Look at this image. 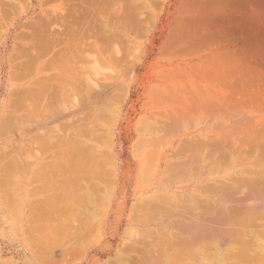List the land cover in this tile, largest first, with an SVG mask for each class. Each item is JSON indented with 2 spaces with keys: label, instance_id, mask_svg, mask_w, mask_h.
Segmentation results:
<instances>
[{
  "label": "rangeland",
  "instance_id": "1",
  "mask_svg": "<svg viewBox=\"0 0 264 264\" xmlns=\"http://www.w3.org/2000/svg\"><path fill=\"white\" fill-rule=\"evenodd\" d=\"M24 1L25 2H23L22 0H0V120H1L0 131L3 128L2 129L3 131L0 132V179H1L0 181L2 182L4 181L3 183L2 182L0 183V261L2 260L0 264H110V263L129 264L131 262L137 264L138 257H134V258L132 257L130 262L127 261L130 259L131 256H137V255L139 256V254L137 253H140V255L143 257V254L146 253L148 249L144 251L143 248L140 247H143V245L146 244L144 245V249L146 248L145 246H147L148 248L150 246V243L148 245L147 241L152 242L154 239H156V237L161 236V233L159 231H158V236L156 237L154 236L157 232V229L161 230L160 228L164 226V228L162 229H165L166 232L170 231L168 232L169 234L165 233V237L167 235V237L169 238L168 235L171 236L175 234V232L176 233L180 232L176 230L175 226H173L174 228L170 227V225H172L173 223L171 221H174V219L175 221L173 224L175 223L180 224L181 222H178L177 219H179L181 216V221H182V216L183 218L185 217L184 218L185 220L183 219V225L181 224L182 225L181 227H183L182 229L184 232V229L186 228H187L186 230L190 229V227L185 224L187 223L186 221H188V219L192 218L191 215H193L194 213H196L193 215L194 218L196 215L195 218L196 221L201 222L200 220L203 219V217L205 218L206 217L205 215L209 214L211 216H214L213 215L214 212L212 211H215L214 210L216 209L215 207L222 205L221 206L223 208L222 210L219 207L217 209H220L221 211L226 210L225 212H227V210H229L231 207H234L236 203L241 204L240 206L235 205V208L236 206L238 207L237 210L234 212L233 210L230 209L232 212L231 211L227 212V214L229 213L231 215L232 213L231 216H234V220L236 221V228H234L235 225H232L231 227V224L234 223L232 222V220L225 219L226 223H229V221L232 223H229V226L228 224L225 225L226 224L225 222L222 224V227L220 228V231L222 230V233L221 232L220 233L222 235L224 234L223 236L221 235L220 237L214 235L212 237H209L207 228L206 231L203 230L201 232L202 234H200L204 236V237L201 236L202 240L197 239V238H201L200 236H197V238L193 236L192 238L196 239L195 243L197 240L198 241L195 245H193L194 243L193 244L187 243V246L192 245L190 249L192 250L193 248L194 250V255L189 257L193 258L192 259L193 261L195 257L196 263H194L195 262L194 261L193 264H235L234 261H236L238 258L240 259L241 258L240 256L243 255V253L239 255L240 252V249L238 250L239 245H240L239 248L242 247L243 249L247 248V253H251V254L254 253L256 255L258 251V254H260V256H264V176L262 175L264 174V172H261V170L264 171L263 170L264 169V98H263L264 89H262L264 88V84H263L264 75L263 77L261 75H258L259 77L256 76V74H261V73L264 74V69H263L264 61H262L264 56L261 54L262 62H259L258 57L260 59L259 51L261 48L257 49V45H256L259 43L258 41L261 40V38H259L260 36L257 35L259 31L257 32L253 28L250 29L248 26H245L248 27L245 28L244 24L243 25L240 24L241 27L243 26L242 29H240V26L234 27V29L236 28L237 29L236 31L234 30L235 32H233V28H232L233 26L231 27L230 25V28H232L230 30H232L233 33H236L237 31L240 32L237 33L240 34L242 37L241 36L238 37V34L235 35L232 32L230 33L229 31H227L229 32V34L232 35L229 36L227 35L226 30L224 29L225 27L219 25L220 23L216 21L214 22V20L213 22L211 21L212 22L211 24L212 28L210 27L211 30H208L209 27H206L205 29L204 26L206 25V23L203 18L204 14L200 15V13L202 14L207 12V14L210 15L211 17V12L209 11L210 8L208 9V7H211L213 4H215L216 7L218 6L220 7V5L222 6V4L225 5L224 0L223 1L201 0L203 4L200 2V0H130L131 1L130 3L128 0H127L128 2L125 0L130 6L133 2V6L135 8L133 7L134 9L132 8L133 10L132 9L131 10L134 11L135 14L134 16L137 15L139 18H137V16L134 17L133 15H131L132 16L130 18L131 23L127 22V24H124L123 25L124 28L121 25H119L118 27V24L116 25L117 29L116 27H114L115 29L112 28L113 33L112 34L110 33L109 35V37L114 35L112 37L113 39H110L113 40L112 42L104 41L103 43L100 40L99 42L97 41L98 45H102V47L100 46L101 48H105L106 45L104 47L103 45L106 42L110 44L109 45L107 43L108 48L109 46H111L112 43H114L112 44L114 47L112 46L109 49L111 50L115 48L114 51L116 50L120 51V49H122L120 52L117 51L118 56H117V52H115L116 54L115 55L113 50H112L113 52L109 50V52H111L109 53L107 50L108 48L104 49L105 51L107 50V52L104 53L103 52L104 50L101 49L99 46L98 48L101 51L103 50L102 51L103 53L97 54L96 50L92 49L93 48L92 45L95 42L94 39L95 37L93 38V36L92 37L88 36V38L90 37L89 38L90 40L88 41V38L86 36L87 39L86 41L84 39V41L90 42V44L87 42V44H89L90 46H88L84 41L83 42L85 43V46L87 45L86 47L89 49V51L90 50L91 51L89 53L88 49L85 47L83 49L86 50L85 51L82 50L81 52L82 53L83 51L86 52L83 53V55L85 56H88V53L92 55V57L94 55H97V57L98 56L100 57L101 61L98 60L99 58L97 59L98 60L97 62V60H93V59L91 60V56L90 57L88 56L90 58L88 59L86 57H83L82 55L81 58L84 59H81V61L84 66L82 65L80 60L78 62L80 63V65L79 64L78 65L79 66L82 65L81 67V70L83 71L82 74L86 72L85 73L86 76L89 77L85 76V78L83 77L85 81L83 79L81 80L80 78L76 77V72L72 71L73 73H69V74H71L72 76L74 75L75 79L70 75L72 79L70 81H68L69 79L66 81L68 82V84L66 83L65 84L68 87H66L67 91L62 95L64 99L63 98L56 99L57 101L55 100L51 102V104H49L48 106L46 105L44 106V108L41 107L40 109H38L41 104L39 105L38 97L36 101L35 95L32 92L31 93L33 95L30 94L31 95L30 96L28 94L29 95L28 98L26 95L27 99L24 98L25 101L23 100L21 104L17 103V106H15V103L17 102V101L15 102V100L18 99L16 97L18 94L14 91L18 92L23 89L26 90L28 88L29 89L36 88L38 82L41 81L42 78L45 79V81H48L46 83H49V79H50V83L55 84L56 79L53 80L52 77L55 78V76L59 72L55 68V66H57L58 64H54L55 66L49 64L51 65V68H49L48 70L45 69L48 67H45L44 69L41 68L40 61H42L43 63V60L46 61L47 59L50 58L51 53H47V55H44V57L42 56L41 59H38V61L33 62L32 63L33 66L32 64H27V63L25 64L28 65L29 67L24 65L23 64L24 60L27 59L26 55L31 53L29 49L32 50V48H28L29 45L27 44V42L30 44L33 38L38 36V34H39V38H41L40 34L43 35V33H41L43 31L45 32L44 35L46 37H48L46 34L49 31L50 32L48 34L51 33V36L54 35L60 36L62 32V30L60 29H63V26L61 24H63L67 19L62 17L61 15L64 14L65 11L64 7H67V4L69 5L70 2L72 3V1L75 2L76 0H24ZM115 1L117 3L119 1L122 2L121 0L119 1L115 0ZM214 1H216V3H220V5L213 3ZM76 2H80V0ZM188 2L190 4L189 7L190 9L192 6L193 7L195 6V3L196 4L198 3L203 6L202 9L205 8V10L208 9V11L201 9V12L196 11L198 13L200 12L198 14L195 12V7L197 6L196 5L193 8L194 11L191 9L186 12V8L189 5L187 4ZM61 4L64 7L62 6L63 9L59 13L56 7L58 8L59 5ZM116 5L118 4H115V6ZM144 5L145 6L147 5V7L145 8ZM215 5H213V10L215 9ZM142 6H144L143 9ZM198 7L201 8V6L199 5ZM54 9L55 11L56 10L58 11L57 13H59L58 15L55 13L56 17L58 16L57 18L59 20L54 16V12H52L54 11ZM213 10H211L212 13L218 15L217 14L218 9L217 11L214 10L215 13L213 12ZM191 11L194 13H192ZM220 11L221 10L219 8V12ZM46 13L47 14L50 13V14L47 15ZM131 13L133 14V12ZM50 15H52L53 17ZM59 15H61L60 17L64 22L60 20L61 18H59ZM48 16L52 17L53 19L51 18V20L49 21L46 20L47 22L46 25V22H43L44 21L43 19H45L43 17L48 18ZM180 16L190 17L191 19L193 17V19L192 21L190 19L184 20V18H180ZM199 16L203 18L204 23H201L203 22L202 19H199L201 22L198 20L196 21L198 22L197 24L199 27L202 26L200 25V23L204 24V26L200 27L199 29L201 36H203L204 38L203 37L201 38V36L198 35L200 34L198 33L199 32L198 30H197L198 32L195 30L197 28H196V23L194 24L195 21L194 19H196V17L199 18ZM41 19L43 21H41ZM55 19H57L60 22L58 21L55 22L54 21ZM127 19L128 20L126 19L123 20L126 21L130 20L129 18ZM133 19L134 21H136V24H141V26L133 23L134 22ZM136 19L137 20L140 19V20L137 21ZM145 19H147L148 21H146ZM176 19H178L177 21H180V23L179 22L175 23ZM182 19L183 22L181 21ZM39 20L40 23H38ZM143 21H146L145 24L143 23ZM188 21H191L193 26V28H191V25H189L190 30L192 31L194 29L195 30L194 33L197 32L198 33V34L196 33L197 35L193 33L194 35L192 36L191 31L189 30L188 27V23L190 24V22ZM42 22L45 23L44 25H46V27L45 26L43 28L41 27L43 25ZM121 23L123 24L125 23V21L123 22L121 21ZM214 23L215 24L217 23L218 25L217 24L215 25ZM37 24H42V25L41 26L39 25L40 27H38ZM128 24L129 25L135 24L133 28L136 26L138 28L136 27L134 28L135 30H133L131 25L128 26ZM35 25H37L38 29H35L36 28ZM126 25L130 27L131 30L130 28H128L129 30L127 31ZM213 25L216 28L217 26L218 27L222 26L223 28L221 27V29H224L223 31H225L224 32L225 34L223 32L221 33L222 30H218V32L216 31L217 34H219V37L216 34V32H213L214 34L213 33L209 34V32L216 29L214 28ZM226 27L229 28V25H227ZM121 28H123L124 30ZM41 29L44 30L42 31ZM47 29L48 32H46ZM173 29H176L177 32L174 33L175 31ZM246 29H248V32L243 33L244 31H247ZM37 30H40L41 32ZM185 30L188 31L189 32L188 34L189 35L191 34L192 37L191 36L189 37L186 34L187 32ZM35 31L38 33H35ZM178 32L180 33L179 36L183 34V37H181L182 35L180 36L181 39L177 35ZM241 32L243 34H241ZM250 32L254 34H251ZM255 32L259 39L257 38V36H255L256 39L253 38L252 35H255ZM24 34L27 35L25 36ZM220 34H222L223 37L222 35L220 37ZM63 35L65 37L67 36L65 32L64 33L62 32L61 36L64 37ZM172 36L175 38L177 36V38L176 39L173 38L172 40ZM212 36H215L216 38ZM225 36L228 37V38L226 37L227 39L225 38L226 41L224 39ZM233 36L234 37L236 36L237 38H235V40L233 39L234 42L232 43L230 39H232ZM127 38L129 39V41L127 40ZM36 39H38V37ZM125 39L127 40V43L129 45L128 49L126 47L127 45H125L126 43ZM212 39L216 40V42L214 41L213 43ZM117 40H119L120 42L119 43L120 47H118L119 46L118 43H115L117 42ZM223 40L225 41L224 42L225 45L221 43L223 42ZM236 40H238V42ZM171 41H176L177 44L175 42L172 43ZM249 42L251 44H254V46L253 45L251 46ZM169 43H172L173 45L171 44L169 45ZM243 43H245L247 47L245 46V44L243 47ZM116 44H118V46H115ZM23 46L26 48H23ZM59 47L60 46H57L55 49H59ZM251 47L256 49L253 50ZM27 48L29 51H27ZM25 49H26L25 52L26 54L24 56L22 53L24 52ZM99 49L97 50L99 51ZM21 50H23V52H21ZM246 50H247L246 55L251 57L253 56L252 58L254 60L251 57L245 56V53L243 55L242 52L243 51L246 52ZM101 51H99V53ZM257 51L259 55L258 53H255ZM260 52L262 53V50ZM230 53L233 56H231ZM106 54L107 55L111 54L110 56H108L110 57L108 61L106 60L107 58L105 57L107 56ZM127 54L129 56H127ZM222 54L224 56L230 55L229 56L231 57L230 60L227 61L228 57H224ZM113 56H117V61L120 60L121 62L119 61L120 63L117 64V62L114 61V63H116L115 65L113 62H111L115 58V57L113 58ZM233 57L235 59H232ZM238 58L239 61H237ZM126 59H128L129 61H127ZM219 59L222 60L220 61ZM243 59L248 61L246 62ZM240 61L242 62L240 63L241 65L238 63ZM255 61H257V63ZM86 64L92 65L93 72H89L91 70V67L88 66L90 67V70H88L89 68L88 69L86 68L85 66ZM23 65L27 67L25 68V70H22L24 68ZM78 65L75 64L76 67H78ZM22 66L23 68H21ZM19 69L22 70L21 73L19 72L20 71ZM95 69L97 70L98 73L95 72L96 71ZM242 71L244 72V74H240L243 73ZM18 74L20 76H17ZM44 76L46 77L44 78ZM47 76L49 77V79ZM254 76L257 79L256 82H254L256 80L255 78H253ZM259 78L262 79L258 80ZM72 80L74 81V84H71L72 86L70 87V83ZM34 81H36V83ZM249 81L251 83L253 82L252 84L255 85V86L253 85V87L257 89H254L250 85L251 83ZM244 82L247 84V87H245L246 89H244V85L246 86ZM232 86H236V89L238 90H236L233 87L234 90H236L234 92V90H232L233 89ZM259 87L262 90L259 89ZM248 88L251 91L247 90ZM111 90L113 91L116 90L115 92L113 91L112 92L117 93L118 96L114 97L115 94L113 95ZM255 90H257V92ZM261 91H263V93ZM119 92L121 93L119 94ZM108 94H110L111 96ZM32 97H34L35 100ZM13 99L15 100L13 101ZM100 101L101 102L106 101L108 102V104L104 102V105H102L98 103ZM33 103H35V105ZM217 104H219L220 106ZM231 106H235L234 109H232L233 107ZM100 107L103 110L101 109L99 110ZM218 107H220L221 109L224 107V109L221 110ZM104 108H106V111ZM29 109L32 111L30 112ZM93 111H96L97 113ZM101 111L104 112L103 114H106L104 117H106V120H108L104 125L100 120L101 115H103V114L99 115ZM94 114L95 116H93ZM177 117H179V121H177L178 120ZM3 119L7 120L6 121L7 123ZM94 120L96 121L94 123H96L97 125L96 124L93 125ZM59 123L60 124L64 123L63 124L64 128L61 126L62 124L60 125ZM58 125H60L59 126L60 128L58 127ZM68 125L70 127H68ZM89 126L90 127L92 126L91 127L93 129L92 131L91 128H88ZM93 126H95L96 129L98 127L97 129L98 131L101 128L100 133L103 131L104 135L106 136L104 137L107 139L106 140L101 139L103 133L102 134L99 133L98 134L100 135L99 139L101 140L100 141H98V139L93 140L95 139L94 134L96 130ZM58 129L60 130L58 131ZM86 129L87 132L85 131ZM88 129H90V131ZM98 131L96 132L95 135H97ZM57 133L59 135V138L64 135L67 136L65 138L63 137L64 142L63 140H61L62 137L60 139L61 141L55 142L57 140L56 138ZM47 135H49L50 137ZM71 136L72 138H70ZM108 136H110L109 137L110 139L108 138ZM45 137L48 138L50 141L45 140L46 139ZM75 138L79 141L77 142ZM96 138H98V136ZM70 139L72 140L74 139L73 142L75 141L77 145L75 143H72ZM69 142H71L72 145L75 144L73 145V148L76 149L75 151L80 150L79 151L80 153L78 152V154L75 155L73 154L74 157L77 156L78 158L80 156V160L84 158L83 159L84 161H86V159L87 161H89V159L93 161L92 158H94L95 156L94 162L95 161L96 163L98 162V165L106 162L104 165H101V169L98 168L100 167V165L97 166L94 164L93 166L94 169L95 166H97V169L101 170V175L103 176L99 175L100 177H94L92 175V177H90L91 179H87L88 178L87 176L89 175H85V174H88V172L85 174L83 173L81 175L83 176L81 179L84 180V181L80 180L82 184L89 183L88 180L92 181L93 179H95V181L93 180V182L90 181L91 183L89 185L92 184V186L90 187L87 186L89 187V190L88 188L85 187V184H83L82 186L81 183H79L78 179L80 177L78 179L76 178L78 180L75 181L76 183H73L74 181L73 178H75L76 175L78 177V174L71 173L72 175H68L69 177L67 176V174H70L71 172L69 168H66L67 165H69L70 167V165H72L73 162H76V160L71 155L72 153L70 152V151L74 152V149L73 148H70L71 150L67 149L68 151L65 149L66 147L69 148L66 145ZM82 142L83 143L85 142L84 144L86 146L83 145ZM183 143H185L186 145ZM79 144L82 146V148L84 146V148L82 149L79 146ZM105 144H107V146ZM68 145L70 147L72 146L70 144ZM89 145H94L92 146V148L88 147V151L92 150V152L88 153V151H85V154L88 153L85 155L83 151ZM78 146L80 149L78 148ZM94 150L100 153V155H103V156H99L98 159L100 160L107 159V160L105 161L103 160L104 162L101 161L103 163H100L99 160L97 159L98 156H96L98 155V153L96 154L95 153L96 151L94 152ZM66 151L68 153L70 152L69 154L71 155V157H69V154ZM36 152L38 155L35 154ZM86 156L88 157L86 158ZM259 156H262V158L261 157L259 158ZM72 158H73V162H72ZM255 158L260 160H256ZM70 160L72 163H70ZM83 160H82L83 163L82 162L79 163L84 164ZM108 160H111L112 164L110 166H105L109 164ZM53 161H55L56 163H60V165H63V167L56 163L55 164L57 166L53 165L54 164ZM67 161L68 163H66L65 165V163L63 162H67ZM91 162L89 161L90 164L88 166L92 165ZM79 163L77 162V164L74 165L75 168L76 166H78ZM168 165L171 166L172 171L168 167ZM166 166L169 168L170 171L168 170V168H166ZM180 166L183 169L180 168ZM56 167L62 170L61 172L63 175L61 174V172L60 173L58 172L60 170H57ZM107 167H112V170L111 168L109 170V168ZM165 168L166 170H168L167 173L169 172V174L167 175L168 177L170 176L169 178L165 175L167 174ZM104 169L106 170L108 169L109 171L107 170L108 171L107 172ZM249 170H251L250 172H253L252 175L250 174ZM255 170L257 173L255 172ZM65 172L67 174H65ZM103 172H105V174ZM49 173H52L53 175ZM110 173H112V176L109 175L111 176V180L108 179L110 177L108 178L106 177ZM160 173H162V176ZM48 174L49 176H47ZM259 174L263 176L262 177L263 181L259 182V180L256 179V176L257 178L261 179L260 178L261 176H259ZM65 176H67L68 178ZM72 176L73 178H71ZM61 177H63L61 180H65L62 181L65 185L69 184L68 182L70 181V184L76 188H72L68 185H67L68 188L63 186L61 188L62 190H60L61 194L62 193L64 194L63 191L66 192L64 196L62 194L63 198L58 196L59 201L54 198L57 197L56 196L57 194L55 196L53 195L52 197H50L51 200L53 198V200L55 199L54 201L56 202V203L54 202L56 206L55 207L53 206L54 207L53 209L52 207L48 206V204L52 205L49 199L50 195L48 197L46 196L48 188H46V186H45L46 190L43 188L44 185L48 183L47 185H49L50 187L52 186V191L56 190L53 187L54 185L56 186L59 185L58 182H61V180H59ZM165 177L167 178V180L165 179L166 182L164 181L165 182L164 183L163 179ZM66 178L68 179V181ZM250 178L252 179L251 181ZM51 179H55V181ZM109 180L110 181L113 180V184L112 183L110 184ZM48 181L49 182L51 181L50 184ZM56 181L57 184H54L53 182L56 183ZM96 181L97 183L99 182L98 183L99 185L95 183ZM62 182L59 185V189ZM105 184L113 185V186L108 187ZM41 185L43 186V188L41 187ZM96 185H98L99 188L98 186H97L98 189L95 187L96 188L95 191L94 186ZM79 186H81V190L79 189L80 188ZM163 186L165 187L163 188ZM90 188L93 190H91ZM73 189L74 191H71ZM76 189L80 190L81 192L76 191ZM161 190H164V192H162ZM41 191L43 193H41ZM49 191L48 194L49 193L51 194L52 192L51 189H49ZM57 191L56 193H58ZM160 191L164 197L163 200L161 199L162 196L159 193ZM254 191H256V194ZM158 193L160 197L157 195ZM165 193H167L166 196L169 194L170 196H167L168 197L167 198L165 196ZM87 194H89V196ZM153 194L156 195V196L154 195L155 197L158 196L157 198L152 196L153 198L156 199V201L155 200L153 201L155 202L158 201V203H156L158 207L155 206L156 205L155 202H151L152 198L149 197L150 195ZM176 194L179 195V200H180V201L178 200L179 203H177L176 202L177 200H175L176 198H178L177 196L176 198L174 197ZM260 194L261 196H259ZM253 195L254 196L257 195V196H255L254 198ZM46 197L49 199L50 202L46 204V207L45 206L43 207V204L41 205L39 200H42L41 202H43V200L46 199ZM169 198L175 200V202L179 204L180 207L176 203L172 204L174 201L172 202L171 200L168 202V203L172 202L169 205L165 201L168 200ZM142 199L143 200L146 199L145 202H148L149 199L151 203H149L148 205L154 204L150 206L151 208L152 207L154 208L152 210L151 209L147 210L144 206L142 207V209H140L139 206L140 204H142L141 202ZM236 199L237 200L239 199L238 200L239 202ZM45 202L46 201L44 200V205ZM134 203H136L137 206H135L136 204ZM143 204L146 205L144 201ZM130 207H134V209ZM138 207L139 210H142V212H138V213L135 212L138 210ZM166 207L167 208L173 207L174 209L179 208L180 210L178 209V211L180 212L179 213L180 215H178V213L176 214V210H174L173 208L172 210L168 208L166 211ZM47 208L50 212L46 210ZM145 210H147V212ZM173 210L175 211L173 213H175L176 215L172 213ZM149 211L152 212L153 214L152 217L155 216L158 217L159 219L157 218L156 220L160 221L162 224L160 222L158 224L156 220H155L156 222L154 221L151 223L150 220H152L153 218L151 217L150 219V215L152 214ZM185 211H190L188 212L190 214V218L188 219L186 218V215L188 213L186 212L187 214H185ZM225 212H223L224 215ZM181 213L183 214L181 215ZM135 214L138 217H140L141 220L137 219L138 217L135 219V221L133 220L134 218H132L131 220L130 217L135 216ZM141 214H143V216H140ZM215 214L217 213L215 212ZM167 215L169 216V219L167 217L168 220L165 221ZM171 215L172 216L174 215L173 216L174 219L172 218ZM199 215H202V217L199 218ZM209 215L207 217H211ZM147 216L148 218L142 220L143 218L141 217H147ZM164 217L165 220L163 221L167 225L168 223L170 225L167 226L163 221H161ZM230 217L229 219L232 218ZM146 219L147 220L149 219L148 221L150 223H147V221H145ZM252 220L253 222L251 223L256 222L255 224H258L256 225L259 226L257 230H255L254 228L255 224L253 225L250 224V221ZM140 221H142L143 223H141ZM206 223L207 222L205 220L204 222L202 220V224L205 225ZM160 224L162 226H160ZM129 226L133 227V229L131 228L133 231L130 229L131 231L128 233L127 231L129 230L128 229ZM201 226L203 225H200V227ZM125 227H127L126 230ZM237 227H241L242 229L240 230L242 231L241 233L240 231H236ZM145 228L148 229L150 228V230H152L151 228H153L154 231L156 230L155 233H152L154 234L153 235L154 239L152 238L151 234L148 235V233H145L146 231L145 232L141 231ZM203 228L204 227H202V229ZM150 230L148 232H151ZM153 230L152 232H154ZM186 230L184 234L187 233L188 234L187 236H189L190 235L189 231L192 230L189 231ZM223 230H225L226 233H223L225 232ZM125 231L127 232V234H125ZM135 231L136 233L138 232V235L134 234ZM165 231L162 230V233H164ZM204 231L207 232V235L205 234L206 236L203 235ZM171 232L174 233L172 234ZM181 232H180L181 236L179 235V233H177L179 237L184 236L182 235L183 232L182 234ZM130 233H133L134 235ZM143 233L145 235L147 234L146 239L141 238ZM128 234H130V237ZM225 234H227V236H225ZM145 235H143L144 238L146 237ZM185 236L184 238H182L183 240L180 238L181 241L183 242V243L181 242L182 245L183 244L186 245V243H184ZM163 237L164 234L162 238L160 237V239L158 238L156 240L161 241L162 239V241H164ZM135 238H137L138 240ZM189 238L190 239H188V241L191 240V236ZM141 239L142 241H140ZM171 239L169 241L170 246H172L171 244H174L173 242H171ZM175 239L174 242H176ZM166 240L168 241L167 238ZM124 242L125 245L131 243L132 246L135 247L129 250L128 247L130 245L126 247L123 244ZM140 242H143L144 244L141 243L142 244L141 245ZM164 242L163 244L164 246H166L168 243L166 244ZM156 243H155L156 247H158L159 244H160L159 247L162 246L161 251L158 252V254L163 252L159 254L160 257L163 256L162 254H164V252L166 251L169 252L170 250L173 251L171 249L173 246H175L176 248L177 247L179 248V246L182 247L181 245L178 246L179 243L178 242L176 243L177 245H173L172 247H170L169 248L170 250H167L169 246L166 247L167 248L166 250H163V248L165 249V247H163V244L159 242V244L157 243L156 245ZM138 245L140 247H138ZM152 245L154 244L151 243V247L153 248ZM132 246H130V248H132ZM155 246L153 250L156 248ZM250 246L252 247L251 249H254L257 246L255 248L256 253L255 250H251L249 252L250 249L248 248ZM136 247L140 248L139 252L137 251ZM151 247L149 248L151 249ZM186 247L184 246L185 249ZM123 249L125 251L128 249L130 252L128 250L124 252ZM150 249L148 251H150ZM185 249L182 250L186 251ZM119 250L123 252L121 253ZM140 250L144 252L142 253L140 252ZM153 250L151 249L152 253ZM191 250H189V252H192ZM148 251L146 255L147 258L148 257L150 258L152 253L151 251L150 252ZM154 251H156V249ZM233 251H235L236 254H233ZM148 253L150 255H148ZM156 253L157 251L154 252L153 255L156 256V260H157L158 255H156ZM174 253H172L173 255L170 254V256L169 255L167 256L169 257H171V255L174 256ZM129 255L131 256L129 257ZM188 255H190V253H188ZM164 256L166 258V262H164L165 261L164 257H163L164 259L159 258L158 260L160 261L157 260L158 263H156L157 261H155L154 258L152 257L151 260L155 261L156 264H160L161 261H163L164 264H170L167 263L170 261V260L167 261L169 257L167 258L166 254ZM121 257H123V260H125L124 258H127L128 260L123 261ZM147 258L146 260L142 258L141 260H144L142 261L143 263L142 262L140 263L138 261V264H146L145 261L148 264ZM183 258L181 257V259ZM190 258H189V262L192 263V261H190L191 260ZM243 258L244 256L241 258V260ZM177 259L178 258H176V260ZM181 259L179 258L180 261ZM182 261H185L187 263V258L183 259ZM245 261L242 260L241 263L242 262L243 263L245 262L244 264L251 263L248 262L247 260ZM255 261L256 260H254L253 263H255ZM171 262H175V260L172 259ZM176 262L174 264H176ZM239 262L240 261H238V263Z\"/></svg>",
  "mask_w": 264,
  "mask_h": 264
},
{
  "label": "bare ground",
  "instance_id": "2",
  "mask_svg": "<svg viewBox=\"0 0 264 264\" xmlns=\"http://www.w3.org/2000/svg\"><path fill=\"white\" fill-rule=\"evenodd\" d=\"M22 1L25 2L24 0H22ZM76 1H79V0H76ZM76 1H75V2L72 1V3L70 2L69 5L67 4V7H64L62 4L59 5L58 8L56 7V9H58L59 13L62 11L63 7H64V9H65L64 14H61V15H62V17L67 18L66 21L64 22V21L62 20V18L60 17L61 15H59V18H61L60 20H62V22H64L63 24H61V25L63 26V29H60V30H62L63 33L65 32V34L67 35L66 37H65L64 35H63L64 37L61 36L62 32H61V34H60L61 37H60V36H55V35H54V36H51V33L48 34V33L50 32V31L48 32V29H47V31H46V32H48V33L46 34L48 37H46V36L44 35V34H45V32L43 31L44 29H41L43 32H41L40 30H37V31L43 33L44 36L40 34L41 38H39V34H38V36H36L35 38H33V40L31 39L32 42H31L30 44L27 42V44H28L29 46L26 44V45L28 46V48H32V50L29 49V50L31 51V53H29V54L26 55L27 59L24 58V59L27 60V61L24 60V63L22 62L24 65H26L25 63H27V64H32L33 62L38 61V59H41L42 56L44 57V55H47V53H51L49 59H47L46 61L43 60V63H42V61H40V63H41V68L44 69L45 67H48V68H45L46 70H48L49 68H51V65L58 64L57 66H55V65H54V66H55V68H56L59 72L57 73V75L54 73V74L56 75L55 78L52 77L53 80L56 79L55 84L50 83V79H49V77L47 76L48 79H49V83H46V82H48V81H45V79L42 78L41 81H39V79H38L39 82H38L36 88L29 89V88L27 87L28 89H26V90L23 89V90H21V91H18V92H20V93H18L17 91H14V92H16V93L18 94V95L15 94V95H17L16 97H17L18 99H17V100L13 99V101H14V100H15V102L17 101V102L15 103V106H17V103H18V104H21V103L23 102L24 98H26V95H27V98H28V96H29L30 94H32V93L35 95L36 101H37V97H38L39 105L41 104V105L39 106L38 109H40L41 107L44 108V106H46V105L48 106L49 104H51V102L55 101L56 99L63 98L62 95L67 91L66 87H68V86L66 85V84H68V82H66V81H67L68 79H69L68 81H70V80L72 79V78L70 77L71 74H69V73H73L72 71L76 72V77H77V78H80L81 80L83 79V77L85 78V76H86V74H85L86 72H85L84 74H82L83 71L81 70V67H82L83 63H82L81 59H84V58H81V57H82L83 53H86V52H84L86 49H83V48H85L87 45L90 46V45H89L90 42H88V41L90 40L89 38L92 37V36H93V38L95 37V38H94V39H95V42L93 43V45H92V42H91V45H92V47H93L92 49H93V50H96V53H97V54H102L103 52L106 53L107 50H108V52H109V50H110L109 48L113 46L112 44H114V43H112L111 46H109L110 44L108 43V42H112V41H113V40H110V39H113L112 37H113L114 35H113V36H110L111 38L109 37L110 33H111V34L113 33V29H112V28L116 27L117 24H118V27H119V25H121V26L124 28L123 25H124V24H127V22H130V21H131V19H130V18L132 17L131 15H133V16L135 15V14H134V11H132V10L135 8V7L133 6V2H132V4H131L132 7L127 3L128 1H129V3H130V2H131L130 0H128V1L126 0L127 2H126L125 0H121L123 3L120 2L119 0H118V1H119L118 3H117L115 0H83V1L80 0V2H76ZM113 1H115L116 3L113 2ZM202 1H204V0H202ZM216 1H218V0H216ZM216 1H214L213 3H216ZM220 1H221V0H220ZM220 1H219V2H220ZM222 1H223V0H222ZM224 1H225V5L221 3L222 6L220 5V3H216V4L220 5V7L218 6V7L220 8V10H221L220 12H219V8L216 7L215 4H213V5H215V9H214V10L217 11V9H218V12H217L218 15H215V14L212 13L211 10H213V5H212L211 7H208V9L210 8L209 11L211 12V17H210V15L207 14V12L201 14L200 12H201V9H202L203 6H202L201 4H198V3L196 4V3H195V6L197 5L196 7L194 6V7H195V12H196V11H200V12H199L200 15H203V14H204V15H203V18H204V20H205L206 25L204 26V24H201V23H204V20H203V18H201L200 16H199V18L196 17V19H194V20H195V21H196V20L200 21L199 19H202L203 22H201V21H200L201 23L199 22L200 25H202V26H200V27H203V26H204L205 29H206V27H209V29L207 28L208 30H211V28H212V27H211V24H212V22H213V20H214V22L216 21V22L220 23L219 25H222L223 27H225L224 29L226 30V32L229 31L230 33L232 32V30H230V29L233 28V32H235L237 28L234 29V27H238V26H240V24H242V25L244 24V27H245V26H248L250 29L253 28V29H254L255 31H257V32L259 31L260 33L258 32L257 35L260 36L259 38H261V40L258 41L259 43L256 44V45H257V49H258V48H259V49L261 48L260 51L262 50V53H261L260 51H259L260 55H259L258 51L255 52V53H258V55L260 56V59H259V57H258L259 62L264 61V58H263L262 61H261V57H262V55L264 56V54H263V53H264V51H263V50H264V0H224ZM67 2H68V1H67ZM125 2H126V3H125ZM198 2H199V1H198ZM200 2H201V0H200ZM207 2H209V1H207ZM210 2H211V1H210ZM114 3H115V4H118V5L115 6ZM201 3H202V2H201ZM205 3H206V2H205ZM63 4H64V3H63ZM113 4H114V5H113ZM141 4H142V3H141ZM187 4H189V2H188ZM193 4H194V3H193ZM202 4H203V3H202ZM112 5H113V7H112ZM128 5H129V6H128ZM198 5L201 6V8H199ZM210 5H211V4H210ZM62 6H63V7H62ZM122 6H123V7H122ZM144 6H145V5H144ZM144 6H142V9L144 8ZM181 6H182V5H181ZM114 7H115V8H114ZM133 7H134V8H133ZM146 7H147V5L145 6V8H146ZM189 7H190V4H189V5L187 6V8H186V12H187L188 10H191V9L194 11V9H193L194 7H193V6L191 7V9H190ZM132 8H133V9H132ZM140 8H141V7H140ZM197 8H199V9H197ZM221 8H222V9H221ZM131 9H132V10H131ZM208 9L205 10V8H203L202 10L208 11ZM184 10H185V9H184ZM214 10H213V12H214ZM58 11H57V10L55 11V9H54V11H52V12H54V16H55V17H56L55 13H56L57 15L59 14V13H57ZM131 12H133V14H132ZM182 12H183V11H182ZM189 12H190V11H189ZM191 12H192V11H191ZM203 12H204V11H203ZM210 12H209V13H210ZM130 13H131V14H130ZM150 13H151V11H150ZM183 13H184V12H183ZM192 13H194V12H192ZM192 13H191V14H192ZM196 13H198V12H196ZM199 13H198V14H199ZM214 13H215V12H214ZM46 14H47V13H46ZM48 14H50V13H48ZM48 14H47V15H48ZM52 14H53V13H52ZM138 14H139V13H138ZM206 14H207V15H206ZM63 15H65V16H63ZM129 15H130V16H129ZM150 15H151V14H150ZM44 16H45V15H44ZM50 16H52V15H50ZM127 16H128V17H127ZM136 16H137V15H136ZM136 16H134V17H136ZM188 16H190V15H188ZM195 16H196V15H195ZM197 16H198V15H197ZM52 17H53V16H52ZM52 17H49V16H48V18H47V17H43V18H45V19H43L44 21L41 19V21H43V22H46V20L49 21V20H51ZM55 17H54V18H55ZM57 17H58V16H57ZM57 17H56V18H57ZM140 17H141V16H140ZM185 17H186V16H180V18H184V20H185V19H190V20L192 21V19H193V17H192V19H191L190 17H186V18H185ZM127 18H129L130 20H129V21H126V20H128ZM137 18H139V17L137 16ZM178 18H179V15H178ZM52 19H53V18H52ZM57 19H58V18H57ZM57 19H55L54 21L56 22V21L59 20V19H58V20H57ZM121 19H122V20H121ZM123 19H126V20H123ZM114 20H115V22H114ZM136 20H137V19H136ZM138 20H140V19H138ZM138 20H137V21H138ZM142 20H143V19H142ZM145 20L148 21L147 19H145ZM177 20H178V19L175 20V23H176V22H179V23H180V21H177ZM179 20H180V19H179ZM194 20H193V21H194ZM52 21H53V20H52ZM116 21H117V23H116ZM121 21H122V22L125 21V23L122 24ZM133 21H134V19H133ZM146 21H143V23L145 24ZM181 21L183 22V19H182ZM186 21H187V20H186ZM186 21H185V22H186ZM191 21H188V22H190V24L188 23L189 30H190V26H189V25H191V28H193V26H192V22H191ZM195 21H194V24L196 23V28H197V29H195V30H196V31H197V30L199 31L200 27H199L198 24H197L198 22H197V21L195 22ZM211 21H212V22H211ZM43 22H42V23H43ZM58 22H60V21H58ZM119 22H120V23H119ZM185 22H184V23H185ZM38 23H40V20L38 21ZM130 23H131V22H130ZM133 23L136 24V21H134ZM143 23H142V24H143ZM184 23H183V24H184ZM44 24H45V23H43V25H42V24H37V25H38V27H40V26L42 25L41 27L43 28L44 26L46 27L47 22H46V25H44ZM135 24H133V25L130 24V25H131V27L133 28V26H135ZM214 24H215V23H214ZM216 24H217V23H216ZM216 24H215V25H216ZM37 25H35V27H36V28L34 27L35 29H38V28H37ZM39 25H40V26H39ZM130 25L128 24V26H130ZM136 25H140V26H141V24H136ZM176 25H177V24H176ZM186 25H187V23H186ZM217 25H218V24H217ZM225 25H226V26L229 25V28L226 27ZM230 25H231V27H232V26H233V27L230 28ZM128 26L126 25V27H127V31L129 30L128 28H130V27H128ZM143 26H144V25H143ZM213 26H214V25H213ZM222 26H221V27H222ZM136 27H137V26H136ZM136 27H134V28H136ZM194 27H195V26H194ZM210 27H211V28H210ZM219 27H220V26H219ZM219 27L217 26V28H219ZM221 27H220L219 29H217V28L214 26V28H216V29L213 30V31H211V32H209V34H211V33H213V32H216V31L218 32V30H222L221 33H222V32L224 33L225 31H223L224 29H221ZM223 27H222V28H223ZM242 27H243V26H242ZM242 27L240 26V29H242ZM248 27H245V28H248ZM47 28H48V27H47ZM57 28H58V27H57ZM123 28H121V29H123ZM134 28H133V30H135ZM137 28H138V27H137ZM177 28H178V27H177ZM177 28H176V29H177ZM204 28H203V29H204ZM39 29H40V28H39ZM114 29H115V28H114ZM116 29H117V27H116ZM176 29H173V30L175 31V32L173 31L174 33L177 32ZM201 29H202V28H201ZM227 29H228V30H227ZM45 30H46V29H45ZM123 30H124V29H123ZM130 30H131V28H130ZM178 30H179V29H178ZM186 30H187V28H186ZM186 30H185V31H186ZM195 30H194V29H193L192 31L190 30L192 36H193L194 34L197 35L198 33H200V31H199V32L197 31V32H198V33L196 32L197 34L194 33ZM234 30H235V31H234ZM238 30H239V28H238ZM246 30H247V31H244L243 33L248 32V29H246ZM254 30H253V32H254ZM51 31H52V30H51ZM137 31H138V30H137ZM180 31H182V30H180ZM202 31H203V30H202ZM54 32H56V31H54ZM54 32H53V33H54ZM58 32H59V31H58ZM186 32H187V33H186ZM186 32H184V33H186V34L190 37L191 34L189 35V34H188L189 32H188V31H186ZM203 32H204V31H203ZM217 32H216V34H217ZM219 32H220V31H219ZM229 32H227V35L230 36L231 34H229ZM233 32H232V33H233ZM237 32H238V31H237ZM237 32H236V33H233V34L237 35L238 33H240V32H238V33H237ZM251 32H252V31H251ZM251 32H250V33H251ZM25 33H26V32H25ZM35 33H38V32L35 31ZM193 33H194V34H193ZM243 33L241 32V34H243ZM22 34H23V33H22ZM115 34H117V33H115ZM136 34H137V33H136ZM172 34H173V33H172ZM179 34H180V33L178 32V33H177L178 37H180L181 35H182L181 37H183V34H181L180 36H179ZM213 34H214V33H213ZM224 34H225V33H224ZM251 34H254V33H251ZM251 34H250V35H251ZM24 35H25V34H24ZM26 35H27V34H26ZM26 35H25V36H26ZM49 35H50V36H49ZM52 35H53V34H52ZM118 35H119V34H118ZM118 35H117V36H118ZM198 35L201 36V33L198 34ZM206 35H207V34H206ZM206 35H205V36H206ZM217 35H218V37H219V34H217ZM217 35H216V37H217ZM221 35H222V34H220V37H221ZM244 35H246V34H244ZM247 35H248V34H247ZM257 35H256V32H255V35H252V36H253V38L256 39L255 36H257ZM21 36H22V35H21ZM25 36H24V37H25ZM86 36H87V38H88V36H90V37L88 38V41H87L89 44H87V42H85L86 39H87ZM117 36H115V37H117ZM120 36H121V35H120ZM173 36H174V35H173ZM173 36H172V40H173V38H175V37H173ZM188 36H187V37H188ZM192 36H191V37H192ZM210 36H211V35H210ZM231 36H232V35H231ZM239 36H241V35L238 34V37H239ZM248 36H249V35H248ZM248 36H247V39H248ZM24 37H23V38H24ZM31 37H32V36H31ZM37 37H38V39H36ZM118 37H119V36H118ZM125 37H126V36H125ZM181 37H180V39H181ZM202 37H203V36H201V38H202ZM212 37L216 38L215 36H212ZM212 37H210V38H212ZM222 37H223V35H222ZM226 37H227V36H225L224 39H225ZM241 37H242V36H241ZM241 37H240V38H241ZM245 37H246V36H245ZM93 38H92V39H93ZM176 38H177V36H176ZM176 38H175V39H176ZM203 38H204V37H203ZM214 38H213V39H214ZM227 38H228V37H227ZM227 38H226V39H227ZM231 38H232V37H231ZM235 38H237V37H236V36H235V37L233 36V38L230 39V40L232 41V43L234 42ZM243 38H244V37H243ZM243 38H242V39H243ZM251 38H252V37H251ZM257 38H258V36H257ZM259 38H258V39H259ZM84 39H85V41H84ZM92 39H91V40H92ZM94 39H93V40H94ZM117 39H118V38H117ZM119 39H121V38H119ZM187 39H188V38H187ZM194 39H195V38H194ZM213 39H212V40H213ZM226 39H225V41H226ZM233 39H234V40H233ZM31 40H30V41H31ZM99 40L102 41L103 43H104V41H108V42H106V43L103 45V47L106 45L105 48H101L102 45H98L97 41L99 42ZM109 40H110V41H109ZM114 40H115V39H114ZM125 40H126V39H125ZM127 40L129 41L128 38H127ZM127 40L125 41L126 43H125V42H122V43H125V45H127L126 47H127V49H128V46H129V45H128V43H127ZM177 40H179V39H177ZM191 40H192V39H191ZM198 40H199V39H198ZM198 40H197V41H198ZM201 40H202V39H201ZM204 40H205V39H204ZM212 40H210V41H212ZM240 40H241V39H240ZM245 40H246V39H245ZM83 41L87 44L86 46H85V43H84ZM115 41H116V40H115ZM115 41H114V42H115ZM120 41H121V40H120ZM130 41H131V40H130ZM182 41H183V40H182ZM184 41H185V40H184ZM214 41L216 42V40H213V43H214ZM225 41L223 40V42H221V43L224 44ZM236 41L238 42V40H236ZM171 42H172V43L175 42V43L177 44L176 41H171ZM208 42H209V41H208ZM228 42H229V41H228ZM107 43L109 44V45H108L109 48L107 47ZM115 43H118V44H119L120 42H119V40H117V42H115ZM172 43H169V45H170V44L173 45ZM182 43H183V42H182ZM187 43H188V42H187ZM211 43H212V42H211ZM217 43H219V42H217ZM217 43H216V44H217ZM226 43H227V42H226ZM232 43H231V44H232ZM235 43H236V42H235ZM118 44H116L115 46H118ZM132 44H133V43H132ZM178 44H179V43H178ZM196 44H198V43H196ZM229 44H230V43H229ZM244 44H245V43H243V47H244ZM249 44H250L251 46H252V45L254 46V44H251L250 42H249ZM122 45H123V44H122ZM214 45H215V44H214ZM224 45H225V44H224ZM250 45H248V46H250ZM57 46H60L59 49H55ZM98 46H99V47L101 46L100 48L103 49V50L106 49V48H108V49H107L106 51H105V50H104V51L102 50V51H103V52H102V51L98 48ZM123 46H124V45H123ZM174 46H175V45H174ZM188 46H189V45H188ZM195 46H196V45H195ZM217 46H218V45H217ZM219 46H221V45H219ZM227 46H228V45H227ZM227 46H226V47H227ZM245 46H246V44H245ZM113 47H114V46H113ZM118 47H120V44H119ZM124 47H125V46H124ZM201 47H202V46H201ZM222 47H223V46H222ZM230 47H231V46H230ZM246 47H247V46H246ZM255 47H256V46H255ZM23 48H26V47L23 46ZM28 48H27V51H29ZM86 48H87V47H86ZM94 48H95V49H94ZM122 48H123V47H122ZM130 48H131V47H130ZM181 48H182V47H181ZM196 48H197V47H196ZM251 48H252V47H251ZM87 49H88V48H87ZM90 49H91V48H90ZM97 49H99V51H101V52L99 53V51H98ZM133 49H134V48H133ZM182 49H183V48H182ZM203 49H204V48H203ZM203 49H202V50H203ZM246 49H247V48H246ZM248 49H250V48H248ZM252 49L254 50V49H256V48H252ZM82 50H84L83 53L81 52ZM112 50L114 51L115 48H114V49H111L110 51H112ZM121 50H122V49H120V51H121ZM125 50H126V49H125ZM131 50H132V49H131ZM165 50H166V49H165ZM88 51H89V49H88ZM88 51H87V52H88ZM90 51H91V50H90ZM90 51H89V53H90ZM113 51H112V52H113ZM117 51L120 52L119 50H116V51H114V54H115V52H117ZM197 51H198V50H197ZM205 51H206V50H205ZM21 52H23V50H21ZM25 52H26V49H25L24 52L22 53L24 56H25V54H26ZM92 52H93V51H92ZM118 52H117V56H118ZM122 52H123V51H122ZM125 52H126V51H125ZM129 52H130V51H129ZM182 52H183V51H182ZM206 52H207V51H206ZM89 53H88V56H89V57L91 56V60H92V59H93V60H97V59L99 58L98 60L101 61V59H100L99 56L97 57V55H94V56L92 57V55H90ZM109 53H111V52H109ZM199 53H200V52H199ZM226 53H227V52H226ZM228 53H229V52H228ZM242 53H243V55H244V53H245V56H248V55H246L247 50H246V52L243 51ZM22 54H21V55H22ZM121 54H122V53H121ZM121 54H120V56H121ZM138 54H139V53H138ZM196 54H197V53H196ZM196 54H195V55H196ZM261 54H262V55H261ZM86 55H87V54H86ZM103 55H105V54H103ZM103 55H102V56H103ZM106 55H107V54H106ZM110 55H111V54H110ZM110 55L108 54L107 56H105V57L107 58V59H106L107 61L109 60L110 57H108V56H110ZM115 55H116V54H115ZM123 55H124V54H123ZM222 55H223V54H222ZM225 55H226V54H225ZM230 55L233 56L231 53H230ZM230 55H229V56H230ZM239 55H240V54H239ZM249 55H250V54H249ZM88 56L83 55V57H86V58L90 59ZM95 56H96L97 58H96ZM100 56H101V55H100ZM117 56H113V58L115 57L116 59H115V58H114L115 60H114V59H113V60L111 59V60H112L111 62L114 63V61H115V62H117V64L120 63V62H121L120 60H119L120 62L117 61ZM127 56H129V55L127 54ZM171 56H172V55H171ZM223 56H224V55H223ZM229 56H224V57H228V58H227V59H228L227 61H229L230 58H231V57H229ZM235 56H236V55H235ZM241 56H242V54H241ZM105 57H104V58H105ZM122 57H124V56H122ZM248 57H251V56H248ZM252 57H253V56H252ZM252 57H251V58H252ZM95 58H96V59H95ZM243 58H244V57H243ZM254 58H255V57H254ZM118 59H119V57H118ZM232 59H235V58L233 57ZM236 59H237V58H236ZM249 59H250V58H249ZM252 59H253V58H252ZM79 60H80L81 63H82L81 66H79L80 63H78ZM91 60H90V61H91ZM98 60H97V62H98ZM123 60H124V59H123ZM123 60H122V61H123ZM126 60L129 61L128 59H126ZM217 60H218V59H217ZM219 60H220V59H219ZM221 60H222V59H221ZM221 60H220V61H221ZM225 60H226V58H225ZM243 60L246 61L245 59H243ZM250 60H251V59H250ZM253 60H254V59H253ZM13 61H14V60H13ZM25 61H26V62H25ZM208 61H210V60H208ZM215 61H216V60H215ZM227 61H226V62H227ZM234 61H235V60H234ZM237 61H239V58H238ZM247 61H248V60H247ZM247 61H246V62H247ZM17 62H18V61H17ZM103 62H104V60H103ZM111 62H110V63H111ZM124 62H125V61H124ZM124 62H123V64H124ZM131 62H132V61H131ZM232 62H233V61H232ZM246 62H245V63H246ZM255 62L257 63V61H255ZM259 62H258V63H259ZM40 63H39V64H40ZM105 63H106V62H105ZM128 63H130V62H128ZM223 63H224V62H223ZM227 63H228V62H227ZM236 63H237V62H236ZM238 63L240 64V63H242V62L240 61V62H238ZM19 64H20V63H19ZM49 64H51V65H49ZM75 64H76V65L79 64L78 67H76ZM111 64H112V63H111ZM114 64L116 65V63H114ZM206 64H207V63H206ZM213 64H214V63H213ZM224 64H225V63H224ZM229 64H230V62H229ZM229 64H228V65H229ZM232 64H233V63H232ZM234 64H235V62H234ZM24 65H23V66H24ZM93 65H94V64H93ZM121 65H122V64H121ZM240 65H241V64H240ZM248 65H249V63H248ZM260 65H261V64H260ZM263 65H264V62H263ZM20 66H21V65H20ZM23 66H22L21 68H23ZM26 66H28V65H26ZM26 66H24V68H23L22 70H25V68H27ZM32 66H33V64H32ZM83 66H84V65H83ZM85 66H86L87 69L89 68L88 70H90V67H91V70H90L89 72H93V70H92V65H90V64L87 65V64H86ZM88 66H90V67H88ZM253 66H255V65H253ZM258 66H259V65H258ZM258 66H257V67H258ZM28 67H29V66H28ZM75 67H76V68H75ZM214 67H215V66H214ZM237 67H238V65H237ZM39 68H40V67H39ZM39 68H38V69H39ZM215 68H216V67H215ZM255 68H256V67H255ZM259 68H260V67H259ZM123 69H125V68H123ZM236 69H237V68H236ZM263 69H264V68H263ZM19 70H20L19 72L21 73L22 70H21V69H19ZM26 70H27V69H26ZM28 70H29V69H28ZM95 70H96V69H95ZM240 70H241V69H240ZM240 70H239V71H240ZM41 71H42V70H41ZM198 71H199V70H198ZM27 72H30V71H27ZM95 72H97V70H96ZM112 72H113V71H112ZM235 72H236V71H235ZM240 72H241V71H240ZM242 72H243V71H242ZM20 73H19V74H20ZM97 73H98V72H97ZM97 73H96V74H97ZM121 73H122V72H121ZM172 73H173V72H172ZM231 73H232V72H231ZM247 73H248V72H247ZM247 73H245V74H247ZM19 74H18L17 76H20ZM22 74H24V73H22ZM26 74H27V73H26ZM81 74H82V75H81ZM89 74H90V73H89ZM96 74H95V75H96ZM109 74H110V73H109ZM165 74H166V73H165ZM240 74H244V72H243V73H240ZM40 75H41V74H40ZM47 75H48V74H47ZM87 75H88V74H87ZM114 75H115V74H114ZM158 75H159V74H158ZM169 75H170V74H169ZM231 75H232V74H231ZM249 75H250V73H249ZM258 75H261V76L263 77L264 74H263V73H261V74H256L257 77H259ZM50 76H51V75H50ZM71 76H72V75H71ZM106 76H107V75H106ZM251 76H252V73H251ZM41 77H42V76H41ZM45 77H46V76H44V78H45ZM72 77H74V75H73ZM86 77H89V76H86ZM215 77H216V76H215ZM22 78H23V77H22ZM50 78H51V77H50ZM77 78H76V79H77ZM91 78H92V77H91ZM212 78H213V77H212ZM245 78H246V77H245ZM253 78H255V76H254ZM48 79H47V80H48ZM74 79H75V77H74ZM74 79H73V80H74ZM104 79H105V78H104ZM106 79H107V78H106ZM228 79H229V78H228ZM237 79H238V78H237ZM255 79H256V78H255ZM261 79H262V78H261ZM261 79L259 78L258 80H261ZM263 79H264V78H263ZM73 80H72L71 83H70V87L72 86L71 84H74V81H75V80H74V81H73ZM83 80L85 81V79H83ZM214 80H215V79H214ZM223 80H224V79H223ZM78 81H79V79H78ZM78 81H77V82H78ZM225 81H226V80H225ZM256 81H257V79H256L254 82H256ZM262 81H263V80H262ZM34 82L36 83V81H34ZM72 82H73V83H72ZM75 82H76V81H75ZM86 82H87V80H86ZM246 82H247V81H246ZM249 82H250V81H249ZM263 82H264V81H263ZM65 83H66V84H65ZM84 83H85V82H84ZM105 83H106V82H105ZM212 83H213V82H212ZM244 83H245V82H244ZM250 83H251V82H250ZM252 83H253V82H252ZM252 83H251L250 85L253 87L254 84H252ZM258 83H259V82H258ZM258 83H257V84H258ZM79 84H80V83H79ZM81 84H82V82H81ZM96 84H97V83H96ZM111 84H112V83H111ZM242 84H243V82H242ZM245 84H246V83H245ZM259 84H260V83H259ZM263 84H264V83H263ZM263 84H262V86H263ZM87 85H88V83H87ZM114 85H115V83H114ZM260 85H261V84H260ZM251 86H250V87H251ZM254 86H255V85H254ZM70 87H69V88H70ZM82 87H83V86H82ZM165 87H166V86H165ZM233 87L236 89V86H232V88H233ZM245 87H247V84H246V86L244 85V89H246ZM252 87H251V88H252ZM232 88H231V89H232ZM234 88H233L232 90H234ZM242 88H243V87H242ZM253 88H254V87H253ZM21 89H22V88H21ZM74 89H75V87H74ZM76 89H77V88H76ZM78 89H80V88H78ZM103 89H104V88H103ZM105 89H106V88H105ZM116 89H117V88H116ZM118 89H120V88H118ZM254 89H257V88H254ZM259 89H261V88L259 87ZM262 89H264V88H262ZM262 89H261V90H262ZM19 90H20V89H19ZM167 90H170V89H167ZM236 90H238V89H236ZM236 90H234V92H235ZM247 90H250V89L248 88ZM103 91H104V90H103ZM108 91H109V90H108ZM112 91H113V90H111V92H112ZM115 91H116V90H115ZM115 91H113V92H115ZM118 91H119V90H118ZM123 91H124V90H123ZM250 91H251V90H250ZM255 91L257 92V90H255ZM14 92H13V93H14ZM31 92H32V93H31ZM101 92H102V91H101ZM111 92H110V94H111ZM113 92H112V93H113ZM121 92H122V91H121ZM121 92H119V94H120ZM124 92H125V91H124ZM215 92H216V91H215ZM239 92H240V91H239ZM246 92H247V91H246ZM256 92H255V93H256ZM258 92H259V91H258ZM261 92L263 93V91H261ZM74 93H76V92H74ZM74 93H73V94H74ZM231 93H232V92H231ZM28 94H29V95H28ZM33 94H32V95H33ZM67 94H68V93H67ZM71 94H72V93H71ZM98 94H99V93H98ZM110 94H108V95H110ZM114 94H115V95H114ZM218 94H219V93H218ZM259 94H260V93H259ZM113 95H114V97H115V96H116V97L118 96L117 93H113ZM113 95H112V96H113ZM214 95H215V94H214ZM214 95H213V96H214ZM216 95H217V94H216ZM261 95H262V94H261ZM30 96H31V95H30ZM65 96H66V94H65ZM110 96H111V95H110ZM120 96H121V95H120ZM219 97H220V96H219ZM27 98H26V99H27ZM29 98H30V97H29ZM32 98H34V97H32ZM35 98H34V100H35ZM65 98H66V97H65ZM68 98H69V97H68ZM119 98H120V97H119ZM119 98H118V99H119ZM263 98H264V97H263ZM30 99H31V98H30ZM63 99H64V98H63ZM106 99H107V98H106ZM9 100H10V99H9ZM60 100H61V99H60ZM69 100H70V99H69ZM100 100H101V99H100ZM111 100H112V98H111ZM114 100H115V99H114ZM116 100H117V99H116ZM24 101H25V100H24ZM36 101H35V103H36ZM56 101H57V100H56ZM67 101H68V100H67ZM120 101H121V100H120ZM221 101H222V100H221ZM9 102H10V101H9ZM26 102H27V101H26ZM64 102H65V101H64ZM102 102H103V101H102ZM102 102L100 101V102H98V103L104 105V102H106V101H104L103 103H102ZM109 102H110V101H109ZM116 102H117V101H116ZM213 102H214V101H213ZM28 103H29V102H28ZM28 103H26V104H28ZM35 103H33V104L35 105ZM60 103H61V101H60ZM66 103H67V102H66ZM94 103H95V102H94ZM106 103L108 104V102H106ZM217 103H218V102H217ZM11 104H12V103H11ZM24 104H25V103H24ZM24 104H23V105H24ZM100 104H99V105H100ZM107 104H105V105H107ZM23 105H22V106H23ZM31 105H32V104H31ZM31 105H30V106H31ZM94 105H95V104H94ZM111 105H112V104H111ZM111 105H110V107H111ZM213 105H214V104H213ZM217 105H219V104H217ZM13 106H14V105H13ZM28 106H29V105H28ZM32 106H33V105H32ZM97 106H98V105H97ZM108 106H109V105H108ZM108 106H107V107H108ZM219 106H220V105H219ZM222 106H223V104H222ZM222 106H221V107H222ZM19 107H20V106H19ZM55 107H56V106H55ZM98 107H99V106H98ZM98 107H97V109H98ZM110 107H109V108H110ZM177 107H178V106H177ZM224 107H225V106H224ZM224 107H223L222 109H224ZM231 107H233L232 109H234L235 106H231ZM17 108H18V107H17ZM30 108H31V107H30ZM34 108H37V107H34ZM34 108H33V109H34ZM46 108H47V107H46ZM46 108H45V109H46ZM95 108H96V107H95ZM113 108H114V107H113ZM214 108H215V107H214ZM218 108H220V107H218ZM241 108H242V107H241ZM241 108H240V110H241ZM243 108H244V107H243ZM249 108H250V107H249ZM100 109H101V107L99 108V110H100ZM104 109H105V111H106V108H104ZM220 109H221V108H220ZM222 109H221V110H222ZM236 109H238V108H236ZM236 109H235V110H236ZM250 109H251V108H250ZM27 110H28V109H27ZM29 110H30V109H29ZM101 110H103V109H101ZM179 110H181V109H179ZM242 110H243V109H242ZM31 111H32V110H30V112H31ZM96 111H97V110H96ZM96 111H93V112H96ZM108 112H109V111H108ZM176 112H177V111H176ZM180 112H181V111H180ZM234 112H235V111H234ZM240 112H241V111H240ZM96 113H97V112H96ZM103 113H104V112L101 111V113H100L99 115H101V114H103ZM178 113H179V111H178ZM229 113H230V112H229ZM229 113H228V114H229ZM238 113H239V112H238ZM232 114H233V113H232ZM10 115H11V114H10ZM97 115H98V114H97ZM99 115H98V116H99ZM105 115H106V114H103V115H101V117H100V120L102 121V124H103V125L106 123V121H108V120H106V117H104ZM108 115H109V114H108ZM179 115H180V113H179ZM93 116H95V114H94ZM98 116H97V117H98ZM107 117H108V116H107ZM6 118H7V117H6ZM93 118H94V117H93ZM102 118H103V119H102ZM104 118H105V119H104ZM174 119H175V118H174ZM177 119H178V120H177ZM177 119H176V120L179 121V117H177ZM3 120H4V119H3ZM70 120H71V119H70ZM96 120H97V119H96ZM172 120H173V119H172ZM172 120H171V122H172ZM0 121H1V120H0ZM4 121L6 122L7 120H4ZM71 121H72V120H71ZM97 121H98V120H97ZM101 121H100V122H101ZM94 122H96V121H95V120L93 121V125L96 124V123H94ZM103 122H104V123H103ZM6 123H7V122H6ZM57 123H58V122H57ZM70 123H71V122H70ZM175 123H176V121H175ZM175 123H174V124H175ZM0 124H1V123H0ZM59 124H60V123H59ZM61 124H62V125H61ZM61 124H60V125L63 127V124H64V123H61ZM66 124H67V123H66ZM68 124H69V123H68ZM82 124H83V123H82ZM108 124H109V123H108ZM108 124H107V125H108ZM177 124H178V122H177ZM56 125H57V124H56ZM56 125H55V126H56ZM60 125H58V127H59ZM69 125H70V124H69ZM69 125H68V127H70ZM96 125H97V124H96ZM1 126H2V125H1ZM108 126H109V125H108ZM65 127H66V126H65ZM91 127H92V126H91ZM91 127L89 126L88 128H91ZM93 127L95 128V126H93ZM176 127H177V126H176ZM59 128H60V127H59ZM63 128H64V127H63ZM2 129H3V128H2ZM2 129H1V131H3ZM95 129H96V128H95ZM97 129H98V127H97ZM97 129L95 130V134H96V132L98 131ZM59 130H60V129H58V131H59ZM88 130L90 131V129H88ZM92 130H93V129L91 128V131H92ZM100 130H101V128L99 129L97 135L94 134V136H95L94 138H95V139H93V140H97V139H98V141H100L101 139H103V140H106V139H107V138H105L106 136L104 135L103 131L100 133ZM1 131H0V132H1ZM58 131H57V132H58ZM82 131H83V130H82ZM85 131L87 132V129H86ZM73 132H74V131H73ZM78 132H79V131H78ZM69 133H70V132H69ZM99 133H100V134L103 133L102 136H101V139H99V136H100V135H98ZM55 134H56V133H55ZM60 134H61V133H60ZM66 134H67V133H66ZM74 134H75V133H74ZM76 134H77V133H76ZM86 134H88V133H86ZM52 135H53V134H52ZM81 135H82V133H81ZM47 136H49V135H47ZM60 136H61V135H60ZM73 136H74V135H73ZM86 136H87V135H86ZM90 136H91V135H90ZM97 136H98V138H96ZM104 136H105V137H104ZM49 137H50V136H49ZM61 137H62V139H61ZM61 137L59 138V135H58V133H57V136H56L57 140H56L55 142H57V141H61V140H63V142H64L63 137L65 138V137H67V136L64 135V136H61ZM75 137H76V136H75ZM77 137H78V136H77ZM81 137H82V136H81ZM87 137H88V136H87ZM91 137H92V136H91ZM109 137H110V136H108V138H109ZM45 138H46V137H45ZM58 138H59V139H58ZM70 138H72V136H71ZM89 138H90V137H89ZM39 139H40V138H39ZM43 139H44V138H43ZM60 139H61V140H60ZM75 139H76V138H75ZM87 139H88V138H87ZM109 139H110V138H109ZM45 140L50 141L48 138H46ZM70 140L72 141V143H75V141L73 142L74 139H73V140L70 139ZM76 140H77V139H76ZM91 140H92V139H91ZM245 140H246V139H245ZM78 141H79V140H77V142H78ZM38 142H39V141H38ZM42 142H43V140H42ZM44 142H45V141H44ZM184 142H185V141H184ZM72 143L69 142L68 144L72 145ZM84 143H85V142H84ZM84 143L82 142L83 145H85ZM109 143H110V142H109ZM43 144H44V143H43ZM49 144H50V143H49ZM55 144H56V143H55ZM59 144H60V143H59ZM68 144H66V145H67L69 148L66 147L65 149H66V150H67V149L71 150L70 148H73V145H75L76 143L73 144L71 147H70ZM102 144H103V142H102ZM183 144H185V143H183ZM60 145H61V144H60ZM76 145H77V144H76ZM87 145H88V144H87ZM105 145L107 146V144H105ZM185 145H186V144H185ZM41 146H42V145H41ZM44 146H45V145H44ZM51 146H52V145H51ZM63 146H65V145H63ZM79 146L82 148V146H81L80 144H79ZM79 146H78V148H79ZM85 146H86V145H85ZM92 146H94V145H89V146H87V148L83 151L84 154H85V151H88V147H89V148H92ZM181 146H182V145H181ZM181 146H180V147H181ZM53 147H54V145H53ZM56 147H57V146H56ZM56 147H55V148H56ZM59 147H61V146H59ZM75 148H76V147H75ZM83 148H84V146H83ZM83 148H82V149H83ZM95 148H96V147H95ZM181 148H182V147H181ZM60 149H61V148H60ZM60 149H59V150H60ZM73 149H74V148H73ZM79 149H80V148H79ZM179 149H180V148H179ZM179 149H178V150H179ZM48 150H50V149H48ZM63 150H64V148H63ZM75 150H76V149H74V152H75V153L72 152V151H70V152L72 153L71 155H72V157L76 160V162H73V158H72V162H73V164L70 165V167H69V165H67V167H66V168H69L71 172L68 171V172H70V174H67L66 172H65V174H67V176H68V175H72V174H78V177H77V175L75 176V178H73L74 175L71 177V178H73V180H74L73 183H76L75 181L80 177L78 180H79V183H81V185L83 186V184H85V183L82 184V182H80V180H81V181H84V180L81 179V178L83 177V176H81V175H82L83 173L85 174V173L88 172V174H85V175H89V176H87L88 178L85 177V178H87V179H91L90 177H92V175H93L94 177H100L99 175H101V170H100V169H101V165H104L106 162H105V163H103V162H104L105 160H107V159H103L104 161H103L102 159H101V160L98 159L99 156H103V155H100V153H98L96 150H94V152L96 151V152H95L96 154L98 153V155H96V156H98L97 159L99 160V162H100V163H103V164H99L100 167H98V168H100V169H97V166H99V165H98V162H97V163H96V161L94 162L95 156H94V158H92L93 161H92L91 159H89L90 162L92 161V162H91L92 165L88 166L90 163H89V161H87V159H86V161H87L88 163H87L86 161L83 160L84 158H82V159L80 160V156H79L78 158H77V156H76V157L73 156V154H74V155H75V154H78V152L80 151V150H79V151H75ZM100 150H101V149H100ZM100 150H99V151H100ZM178 150H176V151H178ZM262 150H263V149H262ZM67 151H68V150H67ZM67 151H66V152H67ZM61 152H63V151H61ZM61 152H60V153H61ZM70 152H69V153H70ZM81 152H82V150H81ZM89 152H92V150L88 151V153H89ZM45 153H46V152H45ZM60 153H58V154H60ZM67 153H68V152H67ZM69 153H68V154H69ZM79 153H80V152H79ZM88 153H86V154H88ZM257 153H258V152H257ZM35 154H37V152H36ZM35 154H34V155H35ZM86 154H85V155H86ZM92 154H93V153H92ZM37 155H38V154H37ZM61 155H64V154H61ZM61 155H60V156H61ZM71 155L69 154V157H71ZM82 155H83V153H82ZM89 155H90V154H89ZM35 156H36V155H35ZM60 156H59V157H60ZM249 156H250V155H249ZM87 157H88V156H86V158H87ZM89 157H91V156H89ZM92 157H93V155H92ZM105 157H106V156H105ZM251 157H252V155H251ZM251 157H250V158H251ZM255 157H256V156H255ZM260 157L262 158V156H259V158H260ZM29 159H30V158H29ZM56 159H57V158H56ZM67 159H68V157H67ZM78 159H79L80 161H79ZM218 159H219V158H218ZM255 159H256V158H255ZM61 160H62V159H61ZM65 160H66V159H65ZM77 160H78V161H77ZM82 160L84 161V164L79 163V162H82ZM250 160H251V159H250ZM253 160H254V159H253ZM256 160H260V159H256ZM55 161H56V160H55ZM55 161H53V163H54L53 165H55V166H57L56 164L60 165V163H56L57 161H56V162H55ZM101 161H103V162H101ZM108 161H109V164H108V165H105V166H110V165L112 164L111 160H108ZM108 161H107V162H108ZM112 161H113V160H112ZM195 161H196V160H195ZM51 162H52V161H51ZM61 162H62V161H61ZM72 162H71V160H70V163H72ZM77 162H78L79 164H78V166H76V168H75L74 165L77 164ZM85 162H86L87 164H86ZM55 163H56V164H55ZM63 163H65V165H66V163H68V161H67V162H63ZM82 163H83V162H82ZM94 164L97 165V166H95V169H94V167H93ZM50 165H51V164H50ZM169 165H170V164H169ZM169 165H168V167H169V168L171 169V171H172V168H171V166H169ZM171 165H173V164H171ZM174 165H175V164H174ZM179 165H180V164H179ZM186 165H187V164H186ZM190 165H191V164H190ZM199 165H200V164H199ZM60 166L63 167V165H60ZM105 166H104V167H105ZM183 166H184V165H183ZM58 167H59V166H58ZM64 167H65V166H64ZM145 167H146V166H145ZM168 167L166 166V168H168ZM187 167H188V166H187ZM194 167H195V166H194ZM56 168H57V167H56ZM56 168H55V171H56ZM107 168H109V170H110V168H111V170H112V167H107ZM166 168H165V170H166ZM169 168H168V170H169ZM180 168H182V167L180 166ZM195 168H196V167H195ZM199 168H200V167H199ZM50 169H51V168H50ZM61 169H62V168H61ZM90 169H91L92 171H91ZM145 169H146V168H145ZM182 169H183V168H182ZM250 169H251V168H250ZM254 169H255V168H254ZM257 169H259V168H257ZM51 170H52V169H51ZM57 170H60V169L57 168ZM65 170H66V169H65ZM65 170H64V171H65ZM83 170H86V171H83ZM104 170H106V169H104ZM104 170H103V171H104ZM107 170H108V169H107ZM107 170H106V171H107ZM109 170H108V171H109ZM168 170H166V173H167ZM252 170H253V169H252ZM263 170H264V169H263ZM44 171H45V169H44ZM44 171H43V172H44ZM47 171H48V169H47ZM61 171H62V170H60V171H58V172L60 173ZM82 171H83V172H82ZM108 171H107V172H108ZM163 171H164V170H163ZM169 171H170V170H169ZM250 171H251V170H249V172H250ZM253 171H254V170H253ZM257 171H258V170H257ZM90 172H91V173H90ZM144 172H145V171H144ZM164 172H165V171H164ZM255 172H256V170H255ZM261 172H264V171L261 170ZM47 173H48V172H47ZM56 173H57V172H56ZM63 173H64V172H63ZM71 173H72V174H71ZM79 173H80V174H79ZM103 173L105 174V172H103ZM252 173H253V172H250L251 175H252ZM256 173H257V172H256ZM49 174H52V173H49ZM49 174H48L47 176H49ZM54 174H55V173H54ZM61 174H62V172H61ZM65 174H64V175H65ZM90 174H91V175H90ZM160 174H161V176H162V173H160ZM168 174H169V172H168L167 174H165V175L167 176ZM170 174H171V173H170ZM52 175H53V174H52ZM62 175H63V174H62ZM109 175L112 176V173H110V174H108V175L106 176L107 178L110 177V178H108V179L111 180V176H109ZM163 175H164V174H163ZM165 175H164V176H165ZM262 175L264 176V174H262ZM262 175L259 174V176H261V177H260L261 179L257 178V176H256V179L259 180V182H260V181H263V180H262V177H263ZM47 176H46V177H47ZM56 176H57V175H56ZM59 176H60V175H59ZM67 176H65V177H67ZM101 176H103V175H101ZM104 176H105V175H104ZM173 176H174V175H173ZM53 177H54V176H53ZM53 177H51V178H53ZM63 177H64V176H63ZM63 177H61L59 180H61ZM68 177H69V176H68ZM68 177H67V178H68ZM94 177H93V178H94ZM167 177H168V176H167ZM169 177H170V176H169ZM169 177H168V178H169ZM249 177H250V176H249ZM42 178H44V177H42ZM47 178H48V177H47ZM67 178H66V179H67ZM76 178H77V179H76ZM112 178H113V177H112ZM57 179H58V177H57ZM105 179H106V178H105ZM105 179H104V180H105ZM144 179H145V178H144ZM165 179L167 180V178L165 177V178L163 179V182L165 181ZM170 179H171V178H170ZM170 179H169V180H170ZM172 179H173V178H172ZM175 179H176V178H175ZM0 180H1V179H0ZM2 180H3V179H2ZM42 180H44V179H42ZM46 180H47V179H46ZM51 180H54V181H55V179H51ZM69 180H70V179H69ZM78 180H77V181H78ZM93 180L95 181V179H93ZM93 180H92V181H91V180H88L89 183H86L87 185L85 184V187L88 188V190H89V187L92 186V184H91V185H89V184H90L91 182H93ZM110 180H109V181H110ZM251 180H252V179L250 178V181H251ZM62 181H65V180H61V182H62ZM67 181H68V179H67ZM67 181H66V182H67ZM71 181H72V180H71ZM90 181H91V182H90ZM1 182H2V181H0V183H1ZM3 182H4V181H3ZM3 182H2V183H3ZM42 182H43V181H42ZM46 182H47V181H46ZM48 182H49V181H48ZM50 182H51V181H50ZM50 182H49V184H50ZM61 182H58V184L60 185ZM66 182H65V183H66ZM156 182H157V181H156ZM161 182H162V181H161ZM165 182H166V181H165ZM165 182H164V183H165ZM171 182H172V180H171ZM256 182H257V181H256ZM44 183H45V182H44ZM44 183H43V184H44ZM53 183H54V184H57V181H56V183H55V182H53ZM68 183L70 184V181H69ZM95 183H97V181H96ZM98 183H99V182H98ZM98 183H97V184H98ZM105 183H106V182H105ZM111 183L113 184V180L110 181V184H111ZM43 184H42V185H43ZM47 184H48V183H47ZM47 184L44 185V188H43L42 185H41V187H42L43 189H45V186H46V188H48V191H49V189H51V191H52V186L50 187V186L47 185ZM51 184H52V183H51ZM66 184H67V183H66ZM69 184H67V185L70 186V187H72V188H76V187H74L73 185H71V184L69 185ZM108 184H109V182H108ZM108 184H105V185L108 186V187H109V186H110V187L113 186V185H108ZM156 184H157V183H156ZM59 185H58V186L54 185L53 188H55L56 190H53V191L51 192V194H50V193L48 194V191H47V193H46V194H47V195H46L47 197L50 195V196H49V199H50L51 202L49 201V199H48L47 197H46V199H47L48 201H47L46 199H44V200L46 201V202H45V205H44V200H43V202H41L42 200H39V202L41 203V205L43 204V207H44V206L46 207V204L50 202V203H52V205H51V204H50V205L48 204V206H50V207H52V208L54 209V207L56 206V205H55L56 202H55L54 200H55V199L58 200L59 197H62V198H63V196L65 195V192H66V191H63L64 194L62 193V194H63V196H62L60 190H62L61 188H62L63 186H64V187H67V188H68V186L65 185V184L62 182V184H61V186H60V189H59ZM78 185H79V184H78ZM98 185H99V184H98ZM98 185L94 186V190H95V191H96V188H97ZM157 185H158V184H157ZM87 186H89V187H87ZM79 187H80V188H79ZM79 187H78V188L81 190V186H79ZM95 187H96V188H95ZM164 187H165V186H163V188H164ZM78 188H77V189H78ZM98 188H99V186H98ZM98 188H97V189H98ZM101 188H102V187H101ZM58 189H59V190H58ZM69 189H70V188H69ZM77 189H76V191H80V190H77ZM90 189H91V188H90ZM105 189H106V188H105ZM110 189H111V188H110ZM161 189H162V188H161ZM45 190H46V189H45ZM57 190H58V191H57ZM63 190H64V189H63ZM66 190H67V189H66ZM91 190H93V189H91ZM91 190H90V191H91ZM103 190H104V188H103ZM42 191H43V190H42ZM42 191H41V193H43ZM56 191H57L58 193H56ZM59 191H60V192H59ZM71 191H74V189L71 190ZM109 191H110V190H109ZM161 191L164 192V190H161ZM161 191H160L159 193L161 194V196H162L161 199L163 200L164 197H163ZM49 192H50V191H49ZM54 192H55V193H54ZM80 192H81V191H80ZM97 192H98V191H97ZM110 192H111V191H110ZM254 192H255V194H256V191H254ZM52 193H53V194H52ZM159 193L157 194L158 196H159ZM56 194H57V195H56ZM58 194H59V195H58ZM106 194H107V193H106ZM163 194H164V193H163ZM166 194H167V193H165V196H166ZM53 195H54V196L56 195L57 197H54L55 199L53 200V198H52V200H51L50 197H52ZM60 195H61V196H60ZM87 195L89 196V194H87ZM154 195H155V194L149 196V197H151L152 199L149 198V197H147V198L151 199V200H152L151 202H155V201H156L155 198H157L158 196L155 197L156 195H155V196H154ZM248 195H250V194H248ZM58 196H59V197H58ZM90 196H91V195H90ZM152 196H154L155 198H153ZM167 196H170V194L167 195ZM167 196H166V197H167ZM176 196H177L178 198H176ZM253 196H254V195H253ZM253 196H251V197H253ZM255 196H257V195H255ZM255 196H254V198H255ZM259 196H261V194H260ZM43 197H44V196H43ZM106 197H107V196H106ZM159 197H160V196H159ZM174 197L176 198L175 200H177L176 202L179 203V202H178V200H179V195L176 194ZM174 197H173V198H174ZM44 198H45V197H44ZM167 198H168V197H167ZM42 199H43V198H42ZM149 199H148V202H145L146 199H144V200L142 199V200H141L142 204H140V206H139L140 209H142V207H144V206H145V208H146L147 210H148V209H149V210H150V209L152 210V209L154 208V207H152V208L150 207V206H152V205H154V204H150V205H148L149 203H151V202L149 201ZM242 199H243V198H242ZM242 199H241V200H242ZM260 199H261V197H260ZM60 200H61V199H60ZM153 200H155V201H153ZM170 200H171L172 202H173V201H174V202H173V203H172V202L168 203ZM175 200H172V198H171V199L169 198L168 200H165V201L170 205L171 203H172V204L176 203ZM236 200H237V199H236ZM238 200H239V199H238ZM238 200H237V201H238ZM58 201H59V200H58ZM143 201H144V203H145L146 205L143 204ZM179 201H180V200H179ZM233 201H234V200H233ZM237 201H235V202H237ZM54 202H55V203H54ZM141 202H140V203H141ZM235 202H233V203H235ZM238 202H239V201H238ZM136 203H137V202H136ZM136 203H134V204H136ZM156 203H158V201L155 202V204H156ZM177 203H176V204H177ZM241 203H242V202H241ZM53 204H54V205H53ZM138 204H139V203H138ZM176 204H175V205H176ZM141 205H142V206H141ZM177 205H179V204H177ZM233 205H234V204H233ZM235 205L240 206L241 204H240V203H238V204L236 203ZM235 205H234V207H231V205H230V207H231L230 209L233 210L234 212H235V211L237 210V208H238L237 206H236V208H235ZM53 206H54V207H53ZM135 206H137V204H136ZM148 206H149L150 208H149ZM155 206L158 207L157 204H156ZM165 206H166V203H165ZM165 206H163V207H165ZM221 206H222V205H221ZM221 206H217V207H215V208H216V209H214L215 211H212V212H214V214L212 213L214 216H211V215L208 214V215L211 216V217H207L208 215H205L206 217H205V218L203 217V219L200 220L201 222L196 221V219H195V218H196V215H195V218H194L193 215L196 214V213H194V214L191 213V214H193V215H191L192 218H191V219H188V218H190V214L188 213V212H190V211H185V214L188 213V214H187L188 216L186 215V218H187L188 221H189V222L186 221L187 223H186L185 225L189 226L190 229L186 230V229H187V228H186V229H184V232H185V230H186V231L192 230V231H189V234H190L189 236H187V235H188L187 233H185V234H186V236H185V234H184V232H183V229H182L183 227H181V226L183 225V219H184L185 217L183 218V216H182V221H181V216H180L179 219H177L178 222H181L180 224H179V223H175L176 225L173 224L174 221H175V219L173 218V216L176 215L177 213H178V215H180V214H179L180 212L178 211L179 208H175V209H174V208L172 207L174 210H176V214L173 213V212H175V211L173 210L172 213H173L174 215H173V216L171 215V216H172V218L174 219V221H171V222H173L172 225H170L169 223H168V225H170V227H172V228H174L173 226H175L176 230H178V231H180V232H181V231L183 232V234H182V232H181V234L185 236L184 243H186V245L183 244L185 247L187 246V243H192V244L194 243L193 245H195V244L197 243V241H198V240H197L196 243H195V240H196L195 238H197V236H200V237H201V236H202V235H200V234H202L201 232H202L203 230L206 231V228H207V232H208V234H209V235H208L209 237H212V236H214V235H217V236H220V237H221V235H222V234H221V233H222V230L220 231V228L222 227V224H223L224 222L226 223V220H232V222H234V223L231 224V227H232V225H235L234 228H236V221L234 220V216H231L232 213H231V215H230L229 213L227 214V212H229V211H231V210L229 209V210H227V212H225L226 210L221 211V210L223 209ZM139 207H138V210L135 209V210H137V211H135V212H137V213H138V212H142V210H139ZM179 207H180V205H179ZM218 207H219L221 210H220V209H217ZM241 207H243V206H241ZM130 208L134 209V207H130ZM136 208H137V207H136ZM168 208H169V207H168ZM168 208L166 207V211H167ZM172 208L170 207L169 209L172 210ZM164 209H165V208H164ZM44 210H45V209H44ZM46 210L49 211L48 208H47ZM46 210H45V211H46ZM50 210H51V209H50ZM143 210H144V208H143ZM147 210H145V211L147 212ZM179 210H180V209H179ZM51 211H52V210H51ZM177 211H178V212H177ZM49 212H50V211H49ZM143 212H144V211H143ZM146 212H145V213H146ZM149 212H150V211H149ZM149 212H148V213H149ZM186 212H187V213H186ZM215 212H216L217 214H219V215L215 214ZM223 212H225V215L223 214ZM231 212H232V211H231ZM150 213L152 214V212H150ZM220 213H221V214H220ZM182 214H183V213H181V215H182ZM226 214H227V216H226ZM178 215H177V216H178ZM228 215H229V217L231 216L232 218L230 217L231 219H229ZM140 216H143V214H141ZM152 216H153V214L150 215V219H151ZM171 216H170V217H171ZM137 217H138V216L135 214V216H131L130 218H131V220H132V218H134L133 220L135 221V219H136ZM167 217H168V219H169V216L167 215V216H166V220H165V217H164L161 221H163V220L167 221V220H168ZM175 217H176V216H175ZM201 217H202V215H199V218H201ZM224 217H225V218H224ZM226 217H227L228 219H227ZM141 218H143L142 220H144L145 218H148V216H147V217H141ZM152 218H153V219L150 220L151 223L154 222L158 217L155 216V217H152ZM172 218H171V219H172ZM137 219H140V217H138ZM158 219H159V218H158ZM197 219H198V218H197ZM225 219H226V220H225ZM252 219H254V218H252ZM140 220H141V219H140ZM148 220H149V219H148ZM148 220L146 219L145 221H147V223H150ZM184 220H185V219H184ZM202 220H203V222H204V220H205L207 223H206L205 225L202 224ZM233 220H234V221H233ZM138 221H139V220H138ZM145 221H144V222H145ZM156 221H157V220H156ZM156 221H155V222H156ZM136 222H137V221H136ZM140 222L143 223L142 221H140ZM157 222H158V224H159L160 221H157ZM163 222H164V221H163ZM176 222H177V221H176ZM227 222H228V221H227ZM232 222L229 221V223H232ZM251 222H253V220L250 221V224H252V225L256 223V222H255V223H251ZM160 223H161V222H160ZM164 223H165V222H164ZM199 223H200V224H199ZM229 223H226L225 225L228 224V226H229ZM244 223H245V221H244ZM154 224H155V223H154ZM161 224H162V223H161ZM161 224H160V226H162ZM165 224H166V223H165ZM181 224H182V225H181ZM140 225H141V224H140ZM166 225H167V224H166ZM168 225H167V226H168ZM200 225H203V226L200 227ZM206 225H207V227H206ZM256 225H258V224H255V225H254V226H255V227H254L255 230H257V229L259 228V226H256ZM179 226H180V227H179ZM153 227H154V226H153ZM202 227H204V228L202 229ZM256 227H257V228H256ZM131 228L133 229V227H130V226L128 227V229H129V230L127 231L128 233L132 230ZM159 228H160V227H159ZM162 228H164V226L160 228L161 230L157 229V232H156V230L154 231L153 228H151V229H152L154 232H152V230H150V228H149V229H148V228H145V229H143V230H141V231H144V232L146 231L145 233H148V235L151 234L152 238H153L154 236H155V237L158 236V231H159V232L161 233V236L156 237V239H158V238L160 239V237L162 238V236H163V234H164L163 240H164L165 242L162 241V239H161V241H160V240H158V241L161 242V243L163 244V242L166 243V241H167L166 238H167V239H168L167 243H168L169 245L166 243L167 245L165 244L166 246H164V244H163V247H165V249L163 248V250H166V249H167L166 247H168V246H169V247H168L167 250H170L169 248L172 247L173 245H177L176 243H178V242H179V243H178V246L181 245L183 248L180 247V246H179V248H178V247L176 248L175 246H173V247L175 248V250H174L173 247H172L171 249H172L175 253H174L173 251H171V250H170V252H169V251H166V252H164V254H162L163 256L160 257L159 254H161V253H163V252H161V253H159V254H158V252L161 251L162 246L159 247V245H160L159 242H158L156 239L153 238V239H154L153 241H155V242H153L152 239H151L152 242L147 241V243H148V245H149V243H150V246H149V247H151V243H153L154 245H152V246H153V248H154L155 243H156V241H157V243L159 244V245H158L159 248L155 246V247H156L155 249H156V251H157L156 255H158L157 258H158V259H159V258L164 259V258H165L164 255H165V254H166V257L168 258V257L170 256V254L174 253V256H172V255H173V254H172L171 257H169V259H167V261L170 260V261L167 262V263H170V264L173 263V264H174V263L178 260V261L176 262V264H177V263H179V264H193V262L195 261V257H194V261L192 260L193 258H190V257H189V256L194 255V250H193V248H192V250L190 249V247H192V245H190V246L188 245V246L186 247V249H185L184 246L181 244V242H182L181 239L184 238V236L179 237L180 232H177V233H179V235H177L176 232H175L176 235L173 234L174 232H171V233H172L173 235H175V236H173V235H171V236L168 235V236H169V238H168L167 235H166V237H165V233L167 234V233L170 232V231H167V232H166L165 229H162ZM165 228H166V227H165ZM180 228H181V230H180ZM228 228H229V227H228ZM228 228H227V229H228ZM126 229H127V227H125V230H126ZM130 229H131V230H130ZM147 229H148V231L150 230L151 232H148ZM200 229H201V230H200ZM227 229H225V230H227ZM162 230H164L165 232L162 233ZM167 230H168V229H167ZM225 230H223V231H225ZM229 230H231V229H229ZM233 230H234V229H233ZM240 230H242L241 227H237V230H236V231H240ZM132 231H133V230H132ZM174 231H175V230H174ZM205 231H204L203 235H205V234L207 235V232H205ZM127 232L125 231V234H127ZM155 232H156L155 235L152 234V233H155ZM191 232H192V234H191ZM220 232H221V233H220ZM241 232H242V231H240V233H241ZM160 233H159V235H160ZM171 233H170V234H171ZM223 233H226V231L223 232ZM130 234H132V235L137 234V235H138V232L136 233V231H135L134 234H133V233H130ZM130 234H128L129 237H130ZM168 234H169V233H168ZM238 234H239V233H238ZM132 235H131V236H132ZM143 235H145V234L143 233ZM143 235H142L141 238L146 239V238H147V236H146L147 234L145 235V236H146L145 238H144ZM153 235H154V236H153ZM206 235H205V236H206ZM223 235H224V234H223ZM223 235H222V236H223ZM135 236H136V235H135ZM139 236H140V234H139ZM180 236H181V235H180ZM190 236H191V240L188 241V239H190V238H189ZM193 236H194L195 238H192ZM225 236H227V234H225ZM225 236H224V238H225ZM39 237H40V236H39ZM133 237H134V236H133ZM133 237H132V238H133ZM137 237H138V236H137ZM171 237H172V239H171ZM173 237H174V238H173ZM178 237H179V239H178ZM186 237H187V240H186ZM202 237H204V236H202ZM202 237H201V238H197V239H201V240H202ZM149 238H150V237H149ZM164 238H165V239H164ZM175 238H176V239H175ZM180 238H181V239H180ZM35 239H36V238H35ZM135 239H137V238H135ZM135 239H134V240H135ZM170 239H171V242L174 243V244H171L172 246H170V242H169ZM174 239L176 240V242H174ZM177 239H178V240H177ZM192 239H194V240H192ZM37 240H38V238H37ZM37 240H36V241H37ZM137 240H138V239H137ZM137 240H136V241H137ZM148 240H149V239H148ZM172 240H173V241H172ZM182 240H183V239H182ZM245 240H246V239H245ZM127 241H128V240H127ZM140 241H142V239H141ZM185 241H186V242H185ZM187 241H188V242H187ZM192 241H194V242H192ZM199 241H200V240H199ZM128 242H129V241H128ZM134 242H135V241H134ZM145 242H146V240H145ZM247 242H248V241H247ZM249 242H250V241H249ZM252 242H253V241H252ZM141 243H143V242H140V244H141ZM157 243H156V245H157ZM182 243H183V242H182ZM123 244H124V246H126V247H128V245L132 246L131 243H130V244H127V243H126L127 245H125V242H124ZM138 244H139V242H138ZM143 244H144V243H143ZM162 244H161V245H162ZM247 244H249V243H247ZM253 244H254V243H253ZM141 245H142V244H141ZM144 245H146V244H144ZM144 245H143V247H140V246L138 245V247L143 248L144 251H146V249H148V250L150 249L149 247L147 248V246H145L146 248L144 249ZM124 246H123V247H124ZM130 246L128 247L129 250H130V249H133V248L135 247V246H134V247L132 246V248H130ZM248 246H249V245H248ZM251 246H252V244H251ZM251 246L248 248V249H250L249 252H250L251 250H255V248L257 247V246H256L254 249H251V248H252ZM123 247H121V248H123ZM138 247H136V248H137V251L139 252V249H140V248H138ZM239 247H240V245H239ZM239 247H238V250L240 249L239 255H240L241 253H243V255L240 256V257L242 258V257L244 256V258L242 259L243 261L247 260L248 262H251L250 264H264V256H260V254H258V251H257V254H258V255H257V254L255 255L254 253H253V254H254V255H253V254H251V253H247V248H246V249H245V248L243 249V247H242V248H239ZM253 247H254V246H253ZM258 247H259V246H258ZM121 248H120V249H121ZM153 248L151 247L152 250H153ZM157 248H158V249H157ZM181 248H182V249H185L186 251L182 250ZM188 248H189V249H188ZM128 249H127V250H128ZM151 249H150V251H151ZM155 249H154V250H155ZM180 249H181V250H180ZM187 249H188V251H187ZM236 249H237V248H236ZM241 249H243V250H241ZM123 250H124V249H123ZM127 250H126V251H127ZM129 250H128V251H129ZM148 250H147V251H148ZM154 250H153V253H152V251H151V253H152V254H151V257L154 258L155 261H157L158 259L156 260V256L153 255L154 252H156V251H154ZM158 250H159V251H158ZM189 250H191L192 252H189ZM245 250H246V253H245ZM119 251L121 252V250H119ZM126 251L124 250V252H126ZM135 251H136V249H135ZM137 251H136V253H137ZM144 251H141V250H140V252H142V253H143ZM147 251H146V253H144L145 255L143 254V257L140 255V253H137V254H139V256H141L143 259L146 260V258H147V255H146V254H147ZM150 251H148V252H150ZM183 251H184V252H183ZM122 252H123V251H122ZM122 252H121V253H122ZM129 252H130V251H129ZM131 252H133V251H131ZM167 252H168V254H167ZM133 253H135V252H133ZM188 253H190V255H188ZM255 253H256V250H255ZM185 254H187V255H185ZM233 254H236V252L233 251ZM148 255H150V254L148 253ZM152 255L155 256V257H153ZM167 255H169V256H167ZM130 256H131V255H129V257H130ZM139 256H138V255H137V256H131L129 260H128L127 258H124L125 260H123V257H121V258H122L123 261L128 260L127 262H130V260L132 259V257H133V258H134V257H138L137 260L141 263V262L144 261V260H141L142 258L139 257ZM144 256H146V257H144ZM177 256H178V257H177ZM180 256H181L182 258L184 257L183 259L187 258V263H186L185 261H182L183 259H181ZM187 256H188V257H187ZM125 257H126V256H125ZM151 257H150V258L148 257V258L151 260V259H152ZM163 257H164V258H163ZM173 257H176V258H178V259L176 260V258H173ZM121 258H120V260H121ZM139 258H141V259H139ZM148 258H147L148 264H153V263H155V261H152V260L150 261ZM170 258L174 259L175 262H171L172 259H170ZM179 258L181 259V261L179 260ZM189 258L191 259L190 261H192V263L189 262ZM241 258H240V259L238 258L236 261H234V263H235V264H240L241 261H242ZM133 260H134V259H133ZM140 260H141V261H140ZM164 260H165L164 262H166V258H165ZM254 260H256L255 263H253ZM135 261H136V259H135ZM138 261H137V264H138ZM158 261H160V260H158ZM158 261H157L156 263H158ZM238 261H240V262L238 263ZM1 262H2V260L0 261V263H1ZM150 262H151V263H150ZM164 262L161 261L160 264H164ZM245 262H246V261H245ZM245 262H244V263H245ZM115 263H116V262H115ZM142 263H143V262H142ZM145 263L147 264L146 261H145ZM156 263H155V264H156ZM194 263H196V261H195ZM244 263L242 262L241 264H244ZM246 263H247V262H246ZM110 264H112V263H110ZM113 264H114V263H113ZM129 264H136V263L131 262V263H129Z\"/></svg>",
  "mask_w": 264,
  "mask_h": 264
}]
</instances>
